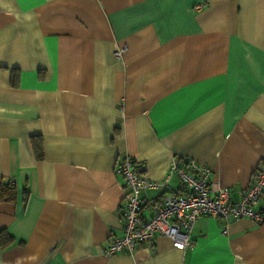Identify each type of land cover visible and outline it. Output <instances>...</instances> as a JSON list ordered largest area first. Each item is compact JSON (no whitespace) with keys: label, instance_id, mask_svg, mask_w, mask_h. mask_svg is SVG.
<instances>
[{"label":"crops","instance_id":"0c3cea01","mask_svg":"<svg viewBox=\"0 0 264 264\" xmlns=\"http://www.w3.org/2000/svg\"><path fill=\"white\" fill-rule=\"evenodd\" d=\"M125 155L154 180L207 165L239 199L264 168V0H0V177L16 187L0 264H264L247 217L200 216L185 249L157 234L105 254ZM178 188L142 191L141 213Z\"/></svg>","mask_w":264,"mask_h":264},{"label":"built area","instance_id":"2783aa9c","mask_svg":"<svg viewBox=\"0 0 264 264\" xmlns=\"http://www.w3.org/2000/svg\"><path fill=\"white\" fill-rule=\"evenodd\" d=\"M125 46H115L119 57ZM115 172L123 180L124 197L120 208L122 233L111 239L105 254L132 252L137 244L150 246L157 234L167 236L174 247L185 249L191 245L192 231L200 216L247 217L254 222L264 221V211L256 205L264 198V168L256 169L251 182L240 192L237 201H229L228 189L209 178L210 167L191 159L170 162L161 180L149 179L138 171V164L125 155L115 165ZM171 176L179 180L176 192H165L163 200L148 216L141 213L140 194L146 189L164 188Z\"/></svg>","mask_w":264,"mask_h":264},{"label":"trees","instance_id":"16d2710c","mask_svg":"<svg viewBox=\"0 0 264 264\" xmlns=\"http://www.w3.org/2000/svg\"><path fill=\"white\" fill-rule=\"evenodd\" d=\"M16 72V69H12V74ZM33 151L36 158L42 157L41 145L35 139L32 141ZM16 198V187L11 181H4L0 177V200L13 201ZM13 237L6 231V229L0 227V247L8 246L12 243Z\"/></svg>","mask_w":264,"mask_h":264}]
</instances>
